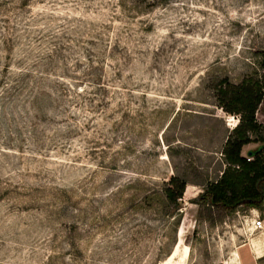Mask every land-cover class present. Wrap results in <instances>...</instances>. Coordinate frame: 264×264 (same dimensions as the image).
Returning <instances> with one entry per match:
<instances>
[{
  "label": "rangeland",
  "instance_id": "obj_1",
  "mask_svg": "<svg viewBox=\"0 0 264 264\" xmlns=\"http://www.w3.org/2000/svg\"><path fill=\"white\" fill-rule=\"evenodd\" d=\"M263 73L264 0H0V264H264V200L203 206Z\"/></svg>",
  "mask_w": 264,
  "mask_h": 264
},
{
  "label": "trees",
  "instance_id": "obj_2",
  "mask_svg": "<svg viewBox=\"0 0 264 264\" xmlns=\"http://www.w3.org/2000/svg\"><path fill=\"white\" fill-rule=\"evenodd\" d=\"M216 90L220 108L238 116L239 122L222 150L225 169L216 181L204 188L203 206L215 208L217 212L240 206L260 210L264 200V125L258 123L257 112L264 102V73L240 84L225 79ZM250 144H260V147L247 155L251 158L248 161L243 149ZM187 186L186 181L173 175L162 191L170 203L178 205Z\"/></svg>",
  "mask_w": 264,
  "mask_h": 264
},
{
  "label": "built area",
  "instance_id": "obj_3",
  "mask_svg": "<svg viewBox=\"0 0 264 264\" xmlns=\"http://www.w3.org/2000/svg\"><path fill=\"white\" fill-rule=\"evenodd\" d=\"M247 160L251 161V158H249L248 156ZM253 228L257 231H261L264 229V212L263 215L258 216L257 219H255V221L252 222Z\"/></svg>",
  "mask_w": 264,
  "mask_h": 264
},
{
  "label": "crops",
  "instance_id": "obj_4",
  "mask_svg": "<svg viewBox=\"0 0 264 264\" xmlns=\"http://www.w3.org/2000/svg\"><path fill=\"white\" fill-rule=\"evenodd\" d=\"M251 145H254V144H250V145L244 147V149H243V156H244V157H246L249 153H251V151H247V152H246L247 155H244V151L246 150V148H249V146H251ZM252 151H253V150H252ZM188 188H189V185L187 186L186 192H187ZM261 248H263V247L259 245V249H260V250H262ZM259 249H258V250H259ZM260 250H259V251H260ZM244 255H245V254H244ZM247 256H248V255H247ZM247 256H246V258H249L247 261H250V257H247ZM244 262H245V261H244ZM251 263L253 264V261H251ZM249 264H250V263H249Z\"/></svg>",
  "mask_w": 264,
  "mask_h": 264
},
{
  "label": "bare ground",
  "instance_id": "obj_5",
  "mask_svg": "<svg viewBox=\"0 0 264 264\" xmlns=\"http://www.w3.org/2000/svg\"><path fill=\"white\" fill-rule=\"evenodd\" d=\"M183 232V231H182Z\"/></svg>",
  "mask_w": 264,
  "mask_h": 264
}]
</instances>
